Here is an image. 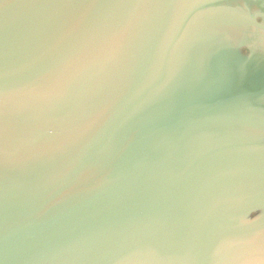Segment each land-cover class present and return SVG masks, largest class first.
Listing matches in <instances>:
<instances>
[{"label": "water", "instance_id": "water-1", "mask_svg": "<svg viewBox=\"0 0 264 264\" xmlns=\"http://www.w3.org/2000/svg\"><path fill=\"white\" fill-rule=\"evenodd\" d=\"M0 264H264V0H0Z\"/></svg>", "mask_w": 264, "mask_h": 264}, {"label": "flooded vegetation", "instance_id": "flooded-vegetation-1", "mask_svg": "<svg viewBox=\"0 0 264 264\" xmlns=\"http://www.w3.org/2000/svg\"><path fill=\"white\" fill-rule=\"evenodd\" d=\"M245 52H247V50H245Z\"/></svg>", "mask_w": 264, "mask_h": 264}]
</instances>
